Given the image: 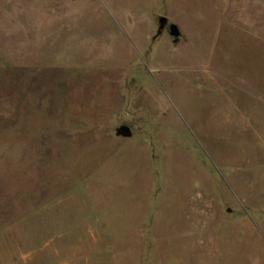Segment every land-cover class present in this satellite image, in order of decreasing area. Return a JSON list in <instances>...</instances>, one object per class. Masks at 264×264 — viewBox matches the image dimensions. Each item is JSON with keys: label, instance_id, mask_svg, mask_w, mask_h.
<instances>
[{"label": "rangeland", "instance_id": "1", "mask_svg": "<svg viewBox=\"0 0 264 264\" xmlns=\"http://www.w3.org/2000/svg\"><path fill=\"white\" fill-rule=\"evenodd\" d=\"M0 264H264V0H0Z\"/></svg>", "mask_w": 264, "mask_h": 264}, {"label": "water", "instance_id": "2", "mask_svg": "<svg viewBox=\"0 0 264 264\" xmlns=\"http://www.w3.org/2000/svg\"><path fill=\"white\" fill-rule=\"evenodd\" d=\"M158 22H159V27H158L157 35L161 34L162 30L165 28V25L168 23V21L165 17H160L158 19ZM168 33L170 36H172L175 39L176 42L181 37L180 28L174 23L168 24ZM116 134L117 136L129 138L131 137L132 132L128 126L123 125L116 130Z\"/></svg>", "mask_w": 264, "mask_h": 264}, {"label": "flooded vegetation", "instance_id": "3", "mask_svg": "<svg viewBox=\"0 0 264 264\" xmlns=\"http://www.w3.org/2000/svg\"><path fill=\"white\" fill-rule=\"evenodd\" d=\"M163 30H168V23L165 25V28ZM162 30V31H163ZM158 31V30H157Z\"/></svg>", "mask_w": 264, "mask_h": 264}]
</instances>
